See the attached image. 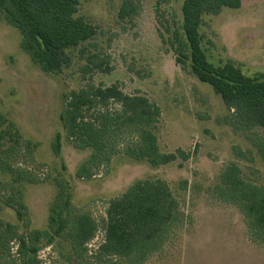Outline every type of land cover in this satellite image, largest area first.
<instances>
[{
	"label": "rangeland",
	"instance_id": "rangeland-1",
	"mask_svg": "<svg viewBox=\"0 0 264 264\" xmlns=\"http://www.w3.org/2000/svg\"><path fill=\"white\" fill-rule=\"evenodd\" d=\"M184 2L142 0L140 15L123 22L122 0H80L78 15L96 27L97 35L68 50L73 63L60 73H47L32 62L21 48L20 31L0 12V228L15 224L25 237L38 231L39 264H73L67 237L76 212L91 213L99 222L90 245L95 250L103 238L108 202L137 180L148 178L168 183L188 220L144 264H264V251L249 240L243 213L214 196L230 163H237L245 180L259 186H264V164L247 134L225 123L231 112L210 85L195 77L191 61L178 64L174 33H183ZM200 32L212 63L231 60L247 77L264 75V0H242L237 9L207 15ZM90 55L101 56L110 70L95 71L84 79L82 70ZM89 81L97 86L119 84L127 94L153 100L163 110L161 150L183 149L193 154L191 158L153 168L119 155L109 173L102 170L89 181L80 179L77 173L90 151L73 148L61 115L67 96ZM254 131L264 138L261 128ZM57 135L61 136L58 154L53 151ZM235 146L253 150L254 161L238 159ZM9 166L29 170L32 178L15 180ZM10 197L26 208L22 219L5 203ZM60 209L65 210L68 227L64 236L57 237L50 221ZM12 247L18 260L16 244Z\"/></svg>",
	"mask_w": 264,
	"mask_h": 264
},
{
	"label": "trees",
	"instance_id": "trees-1",
	"mask_svg": "<svg viewBox=\"0 0 264 264\" xmlns=\"http://www.w3.org/2000/svg\"><path fill=\"white\" fill-rule=\"evenodd\" d=\"M141 1L122 0L120 20L134 21L141 13ZM79 5L80 0H0V12L9 25L20 31L21 48L32 62L47 73H60L73 63L68 50L97 35L96 27L78 15ZM240 6L242 0H185L183 33L175 30L174 43L178 46L174 52L178 64L185 66V60L191 61V71L199 82L210 85L220 96L231 112L225 123L235 132L247 134V141L264 164V138L254 131H264V75L247 77L231 60L222 65L212 63L203 49L200 32L205 16ZM87 62L82 70L84 79L95 71L110 70L99 55L88 56ZM162 111L146 95L127 94L119 84L97 86L89 81L80 90L72 91L62 110L63 128L73 148L90 151L78 177L89 181L102 170L109 173L119 155L147 162L153 168L178 159L188 161L191 152L161 150L158 133ZM60 149L61 136L57 135L53 151L58 154ZM233 151L238 159L248 163L255 159L253 150L235 146ZM7 171L21 182L32 178L30 171L20 166H9ZM214 196L218 202L235 205L243 213L249 240L264 251V186L245 180L241 168L232 162L221 175ZM17 202L15 197L5 201L22 219L26 208ZM64 214L65 210L60 209L50 221L57 237L67 232ZM92 216L84 211L73 215V228L67 237L73 264H144L188 220L168 183L150 178L137 180L108 202L102 219L103 238L95 250L90 245L100 224ZM39 235L34 231L25 237L15 224H4L0 228V264H39ZM12 243L16 244L18 260L13 257Z\"/></svg>",
	"mask_w": 264,
	"mask_h": 264
},
{
	"label": "crops",
	"instance_id": "crops-1",
	"mask_svg": "<svg viewBox=\"0 0 264 264\" xmlns=\"http://www.w3.org/2000/svg\"><path fill=\"white\" fill-rule=\"evenodd\" d=\"M214 211V210H213ZM214 213H215V211H214ZM211 214H212V212H211ZM189 236H186V238H185V240L188 238ZM249 247V246H248ZM250 248V247H249Z\"/></svg>",
	"mask_w": 264,
	"mask_h": 264
}]
</instances>
